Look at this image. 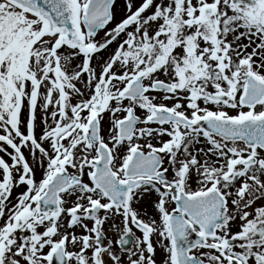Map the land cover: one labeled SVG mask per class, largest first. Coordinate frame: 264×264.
<instances>
[{"label": "snow or ice", "instance_id": "1", "mask_svg": "<svg viewBox=\"0 0 264 264\" xmlns=\"http://www.w3.org/2000/svg\"><path fill=\"white\" fill-rule=\"evenodd\" d=\"M0 264H264V0H0Z\"/></svg>", "mask_w": 264, "mask_h": 264}]
</instances>
